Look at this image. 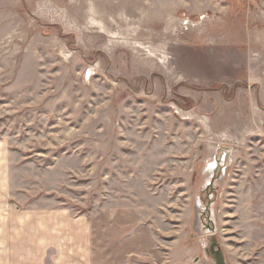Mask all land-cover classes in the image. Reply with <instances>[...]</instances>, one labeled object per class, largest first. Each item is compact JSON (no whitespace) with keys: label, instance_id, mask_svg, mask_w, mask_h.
<instances>
[{"label":"rangeland","instance_id":"obj_1","mask_svg":"<svg viewBox=\"0 0 264 264\" xmlns=\"http://www.w3.org/2000/svg\"><path fill=\"white\" fill-rule=\"evenodd\" d=\"M3 146L2 260L264 264V0H0Z\"/></svg>","mask_w":264,"mask_h":264},{"label":"flooded vegetation","instance_id":"obj_2","mask_svg":"<svg viewBox=\"0 0 264 264\" xmlns=\"http://www.w3.org/2000/svg\"><path fill=\"white\" fill-rule=\"evenodd\" d=\"M214 168H216V165H215ZM199 197H200V208L202 210L201 213H200V216H201L202 220H206L207 218H209V216H208V212H207L208 209L206 210V208H204V203L208 201V199L211 197V194L206 191V192H203ZM204 197H205V199H207V201H204V199H203ZM211 244H212V242L209 245L208 252L216 260V262L218 263V259H217L218 258L217 257L218 254L216 253V251H214L213 249L210 248Z\"/></svg>","mask_w":264,"mask_h":264},{"label":"crops","instance_id":"obj_3","mask_svg":"<svg viewBox=\"0 0 264 264\" xmlns=\"http://www.w3.org/2000/svg\"><path fill=\"white\" fill-rule=\"evenodd\" d=\"M4 149H6V148H4V146L1 148L0 147V151H3ZM1 159V158H0ZM0 164H1V161H0ZM3 167L2 166H0V169H2ZM6 182H7V179H6ZM6 182H5V178H4V175L2 174V173H0V191H2V190H4V188H5V186H7L6 185ZM7 247H8V245H7ZM9 254L7 255V260L5 261V260H2V258H0V261H2V263L4 264V262L6 263V264H12L13 263V259L10 261L9 260ZM9 261H10V263H9ZM1 264V263H0Z\"/></svg>","mask_w":264,"mask_h":264},{"label":"water","instance_id":"obj_4","mask_svg":"<svg viewBox=\"0 0 264 264\" xmlns=\"http://www.w3.org/2000/svg\"><path fill=\"white\" fill-rule=\"evenodd\" d=\"M215 168H209V170H214ZM213 172V171H212ZM212 172H210V173H212ZM196 205H198V202H197V204ZM215 227H211V232L212 233H214L215 232ZM210 248L211 249H213L214 251H216V253L218 254V263L217 264H222V253H221V251H220V248H219V246L217 245V243H212L211 244V246H210Z\"/></svg>","mask_w":264,"mask_h":264},{"label":"built area","instance_id":"obj_5","mask_svg":"<svg viewBox=\"0 0 264 264\" xmlns=\"http://www.w3.org/2000/svg\"><path fill=\"white\" fill-rule=\"evenodd\" d=\"M186 23H187V22H186ZM186 23H185V24H186Z\"/></svg>","mask_w":264,"mask_h":264}]
</instances>
